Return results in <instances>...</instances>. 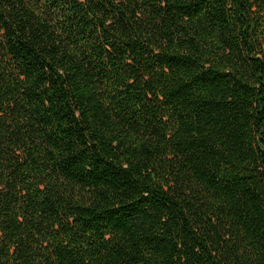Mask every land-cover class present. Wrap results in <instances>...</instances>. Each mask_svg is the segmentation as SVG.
<instances>
[{
  "label": "trees",
  "instance_id": "1",
  "mask_svg": "<svg viewBox=\"0 0 264 264\" xmlns=\"http://www.w3.org/2000/svg\"><path fill=\"white\" fill-rule=\"evenodd\" d=\"M0 264H264V0H0Z\"/></svg>",
  "mask_w": 264,
  "mask_h": 264
}]
</instances>
